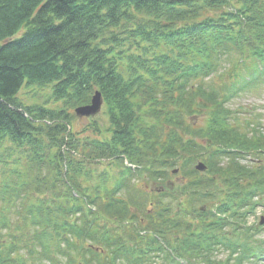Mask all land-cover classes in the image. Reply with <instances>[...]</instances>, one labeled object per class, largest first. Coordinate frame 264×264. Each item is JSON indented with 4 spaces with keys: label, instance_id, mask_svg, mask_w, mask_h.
Masks as SVG:
<instances>
[{
    "label": "trees",
    "instance_id": "obj_1",
    "mask_svg": "<svg viewBox=\"0 0 264 264\" xmlns=\"http://www.w3.org/2000/svg\"><path fill=\"white\" fill-rule=\"evenodd\" d=\"M260 59L264 0H0V264H157L158 247L172 250L171 240L161 246V229L180 235L179 257L211 264L217 242L208 232L220 231L223 214L241 240H228L231 253L264 256V239L236 224L247 217L236 207L253 209L256 193L264 206L261 165L240 162V152L264 144L256 128L250 138L237 133L225 107L241 65ZM224 60L233 77L206 88ZM32 86L31 101L18 97ZM97 91L108 126L92 121L95 136L80 140L74 110ZM199 107L203 120L190 124ZM230 146L236 152H224ZM197 156L205 175L180 166ZM124 160L139 177L164 180L180 169L186 180L165 188L181 194L173 217L161 200L142 210L147 226L134 221L136 173ZM103 164L116 169L113 184L90 168ZM112 219L127 236L115 234Z\"/></svg>",
    "mask_w": 264,
    "mask_h": 264
},
{
    "label": "rangeland",
    "instance_id": "obj_2",
    "mask_svg": "<svg viewBox=\"0 0 264 264\" xmlns=\"http://www.w3.org/2000/svg\"><path fill=\"white\" fill-rule=\"evenodd\" d=\"M264 59H260L256 65H252L251 71L255 74L258 73V71L264 67ZM261 63V67H259V64ZM253 64L250 62V65ZM229 63L227 61H223L217 70H214L210 75L205 78L206 82V88L210 89L212 86H207V84H214L216 87H219L221 84V81H229L233 76L230 75L231 73L234 74V69L229 68ZM232 66V65H231ZM241 67H244L242 64ZM248 68V67H247ZM242 70L240 73L244 74V78L249 80L250 72H246V69ZM251 77L253 75L251 74ZM250 77V78H251ZM35 86L32 87H23L18 97L26 102L31 101L30 98H32L33 92H34ZM95 95V93H94ZM228 108L229 112L227 113L228 116H226L229 120H236V122H239L241 125V129L238 130L237 133L241 134L242 136L247 135L248 138L253 133H251L249 130L251 128H256L259 132L258 138L259 142L264 144V79L259 82L258 84L255 83L252 87L248 89H243L241 92H237L232 96L230 101L225 106ZM104 103L101 102L100 109L96 111L93 115L87 118H82L78 115L74 114V117L72 118V127L74 130H76V137L80 140L84 136H95L93 133L92 128L89 126L92 121H96L97 125L101 129H105L108 126L107 117L104 114ZM203 109L201 107L198 108L197 114L194 116H191L188 120V122L191 124L192 122H197L199 120H203L201 112ZM235 124V123H234ZM264 146V145H263ZM227 147L224 148V152L227 151ZM263 152L261 155L255 157L254 154L251 153H243V157L245 159L240 160L242 164L247 165L248 168H251L254 165H261L260 172H263L264 174V147L262 148ZM187 159V158H186ZM186 159L182 161L181 165H185L188 169H194L198 174L205 175L207 174V164L205 160L202 159L201 156H197L196 158H191L189 162H186ZM191 161V163H190ZM225 161V160H224ZM126 164V162H124ZM198 163H203L206 168L203 171H197L195 168ZM103 165H94L96 168L90 167L93 172L96 169V176L98 174H102V172L106 171L108 174L107 178V184H113L112 182L115 181L117 178L115 176L118 175V173H115L114 168L107 167ZM48 165H44V172H40V175H44L47 172ZM177 170H180L179 168ZM177 170H173L171 177L164 178V180H158V178H152L148 174L144 175L143 177H139L140 174L137 173V171H132V173H136L133 178L130 179L128 182L129 186L132 189H136L135 192L138 194L135 196L132 192H130L129 198L135 200H131L130 209L131 212L136 210L137 214H141V216L144 214V209L149 210L151 213L154 212L153 205H151V202H159L163 200V205L167 206L166 208H170L173 212L171 215L176 214L178 212V204L179 201L177 199L181 198L180 193H171L168 192L165 188H167L169 185L173 186L175 183L183 182L186 180V178H182V174L178 172ZM259 172V174H260ZM174 173V174H173ZM95 174V172H94ZM178 184V185H179ZM209 184L206 183V186ZM134 186V187H133ZM219 186V189L222 193L227 190V183H221L217 184ZM253 186H255L253 184ZM251 186V187H253ZM191 184L187 183L185 185V188L191 192ZM213 189V188H212ZM250 190V188H249ZM258 192L263 193L264 192V185L258 190ZM253 200L255 201V205L252 206L253 209L251 210H243L241 211V206H237L236 209L238 210V214L240 216L241 213H246L247 217L245 220L241 221L242 227L245 231L246 227H252L251 230H258L260 233L261 239H264V206L258 205L257 202L259 200V195L256 193L254 195ZM262 204H264V199H262ZM201 205H199V208ZM164 213V211H160ZM172 215V217H173ZM131 217V216H130ZM115 219H112L111 221L114 222ZM138 220V219H137ZM262 223V224H260ZM148 225V224H147ZM249 228V229H250ZM216 233H212V235H215ZM223 238H234V234H232V231L230 228L226 227L222 234ZM239 240V239H238ZM241 241V240H239ZM264 248V244L262 245ZM214 260L215 263L211 264H224L222 262H226L227 264H264V256L261 255V259H255L252 261H241L239 260V257H235L234 255H230V251L228 249H225L224 245H218L214 251ZM264 255V254H263ZM161 256V255H160ZM161 257H156L155 261L158 263L161 262ZM201 264V263H198Z\"/></svg>",
    "mask_w": 264,
    "mask_h": 264
},
{
    "label": "water",
    "instance_id": "obj_3",
    "mask_svg": "<svg viewBox=\"0 0 264 264\" xmlns=\"http://www.w3.org/2000/svg\"><path fill=\"white\" fill-rule=\"evenodd\" d=\"M91 105L89 107H84V108H77L75 111L76 113L80 114V115H92L94 114L96 111H98L100 105H101V94L99 92H96L95 95L92 97L91 100ZM197 170H204L205 166L203 163H198L196 166Z\"/></svg>",
    "mask_w": 264,
    "mask_h": 264
},
{
    "label": "bare ground",
    "instance_id": "obj_4",
    "mask_svg": "<svg viewBox=\"0 0 264 264\" xmlns=\"http://www.w3.org/2000/svg\"><path fill=\"white\" fill-rule=\"evenodd\" d=\"M91 102H92V101H90V103H89V104H86V105H83V106H81V108H84V107H89V106L91 105Z\"/></svg>",
    "mask_w": 264,
    "mask_h": 264
}]
</instances>
